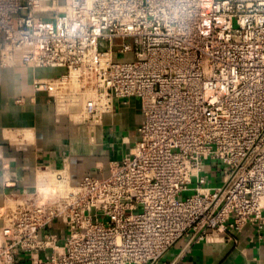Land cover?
I'll use <instances>...</instances> for the list:
<instances>
[{"label": "built area", "instance_id": "2783aa9c", "mask_svg": "<svg viewBox=\"0 0 264 264\" xmlns=\"http://www.w3.org/2000/svg\"><path fill=\"white\" fill-rule=\"evenodd\" d=\"M17 63L59 70L33 89L75 126L131 98L141 121L106 175L43 165L5 192L0 264H154L182 240L264 236V0H0V65Z\"/></svg>", "mask_w": 264, "mask_h": 264}, {"label": "crops", "instance_id": "0c3cea01", "mask_svg": "<svg viewBox=\"0 0 264 264\" xmlns=\"http://www.w3.org/2000/svg\"><path fill=\"white\" fill-rule=\"evenodd\" d=\"M22 65L33 72L26 76L28 84L13 96L0 87V202L5 192L33 182L43 165L65 168L73 182L86 174L106 175L110 162L130 151L141 121L138 101L131 98L127 103L117 101L95 128L75 126L57 113L44 93L33 89V78L49 75L52 69ZM13 181L16 187L6 186ZM228 234L226 240L191 245L179 241L154 264H264V236L253 225Z\"/></svg>", "mask_w": 264, "mask_h": 264}, {"label": "rangeland", "instance_id": "374dc122", "mask_svg": "<svg viewBox=\"0 0 264 264\" xmlns=\"http://www.w3.org/2000/svg\"><path fill=\"white\" fill-rule=\"evenodd\" d=\"M59 3L60 4L63 3V0H59ZM20 67H23L21 63H17L12 66H6V67L0 65V72H3L0 79V87L2 88L4 94L13 96L14 94H17L20 91L18 90L19 87H24L26 83L28 84L26 76L27 74H29L28 77H30V74L33 75V72L32 70H30L31 68L28 69L23 67L24 68L23 69ZM25 69H27V71ZM23 70H25V72H23L24 74L20 73ZM58 71L59 70L52 69L48 71V73H56ZM14 102H16V99L11 98V104H15ZM220 179L221 177L220 176L217 177V175L214 178V180L218 182Z\"/></svg>", "mask_w": 264, "mask_h": 264}, {"label": "bare ground", "instance_id": "6f19581e", "mask_svg": "<svg viewBox=\"0 0 264 264\" xmlns=\"http://www.w3.org/2000/svg\"><path fill=\"white\" fill-rule=\"evenodd\" d=\"M10 136L13 138V135L12 134H10ZM43 172H47V171H38V173L40 174V173H43Z\"/></svg>", "mask_w": 264, "mask_h": 264}]
</instances>
